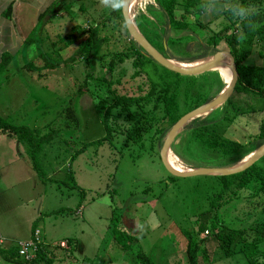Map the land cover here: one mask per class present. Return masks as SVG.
<instances>
[{"label":"rangeland","instance_id":"rangeland-1","mask_svg":"<svg viewBox=\"0 0 264 264\" xmlns=\"http://www.w3.org/2000/svg\"><path fill=\"white\" fill-rule=\"evenodd\" d=\"M52 1L45 0L44 4ZM71 1V6L56 3L49 10L37 36L40 46L25 44L0 78V117L10 124L36 128L40 134L53 131V139L38 155L45 172L43 179L33 170L28 153L24 159L17 155L12 160L7 177L12 189L5 197L11 207L0 212V225L12 239H1L0 243L4 248L13 247L14 241L30 238L32 230L38 228L43 245L58 264H141L137 260L140 252L156 264H187L186 238L181 229H188L199 243L198 264H248V258H263L264 231L257 241L256 227L264 221V154L251 165L240 189L216 210L209 205L219 190L216 175L175 177L160 160L168 131L161 135L164 127L222 91L224 83L215 67L182 75L169 113H165L161 101L152 98L145 102L142 109L147 130L138 137H127L131 126L121 115V131L110 141L84 146L104 135L95 104L107 105L117 94H144L148 79L132 65L131 57L139 46L128 34L123 19L113 14L114 9L106 7L103 0ZM202 2L204 10L197 19L185 16L190 24L201 23L194 31L165 27L156 0L141 1L131 21L165 58L205 62L216 52L229 51L223 40L215 48L208 41L229 23L235 29L242 16L238 14L239 0ZM119 3L121 11L122 0ZM259 7H264V0L245 7L244 15ZM180 14L175 12L176 17ZM88 31L98 39L96 50L92 56L76 57L78 43ZM255 39L247 63L264 66V36ZM155 46H162L163 51ZM39 50L45 55L38 56ZM119 53H124L122 61L114 59L113 69L108 71L110 58ZM49 64L54 66L50 68ZM233 101L242 113L229 124H219L217 131L246 147L256 140L264 110L244 93H233ZM225 105L226 101L196 119L218 120ZM67 107L73 115L66 113ZM187 123L169 150L189 169L231 167L255 150L224 154L204 148L192 138ZM21 144L27 152V145ZM78 150L80 153L75 154ZM15 168L19 172H14ZM72 179L83 195L61 182ZM4 219L10 220V227L3 224ZM202 222L212 225L215 234L210 228H206L207 233L198 231ZM227 229L240 232L229 239L224 235ZM122 231L135 236L127 249L116 240ZM67 239L70 242L66 247L58 245ZM253 240L257 242L250 243ZM0 264L13 263L0 257Z\"/></svg>","mask_w":264,"mask_h":264},{"label":"trees","instance_id":"trees-1","mask_svg":"<svg viewBox=\"0 0 264 264\" xmlns=\"http://www.w3.org/2000/svg\"><path fill=\"white\" fill-rule=\"evenodd\" d=\"M254 1L257 0H239L237 8L244 9ZM56 3L68 7L69 5L71 6L72 1L70 0L69 3H66L63 0H60L59 2L54 0L49 5H46L44 9L38 13L36 23L25 38L24 44L35 43L37 46L38 44L40 46V40L37 36L41 33L42 27L48 20L46 15L51 8L56 6ZM156 3L162 11L165 27L186 31H194L196 28L201 27V23L198 22H194V24L188 23L185 20V16L188 14L197 19V16L204 10L202 0H156ZM177 10L181 12L179 17L175 16ZM112 12L114 15L122 19L119 8H115ZM6 15H9V12L6 13ZM236 23L238 24L235 29L233 23L227 24L222 31L209 39L208 44L212 46V48H215L219 40H223L226 43L228 50L233 57L237 71V81L233 93H244L249 95L260 104V110H264V66L247 63V59L250 57L254 47L255 38L260 39L264 36V7H259L248 12L246 15L239 18ZM97 42L98 39L94 33L88 31L85 38L78 43V50L75 54L76 57L80 58L84 54L92 56L96 50ZM198 46L201 45L199 44ZM157 49L161 52L163 51L162 46H159ZM37 55H45V53L40 52L39 50L37 51ZM123 55L124 53H119L115 55V57L110 58L107 65L108 71H112L115 60L122 61ZM146 58L147 57L142 49L137 47L136 53L131 57V60L132 65L136 67L138 74L143 73L147 76V91L144 92V94H142L143 92L141 91L137 95L114 94L115 96L109 104L104 105L100 102L96 103L95 109L103 125L104 135L95 141L85 143L84 146L97 144L100 141H110L116 132L119 133L121 131V125L118 124L121 115L125 117L124 120L126 122L128 121L131 126V129L126 133L127 137L131 139L138 137L142 131L147 130L145 127L146 115L142 109V105L147 101H151L152 98L154 102L161 101L163 103L165 113L170 112L175 103V91L181 81L182 75L167 70L157 64L151 57ZM10 60L11 55L8 53L2 55L0 60V73L7 68ZM56 64L59 65V63ZM48 66L52 68L54 64H49ZM27 68L31 69L29 65H27ZM107 83L108 86H110L109 82ZM233 93L227 99L225 105L226 108H224L222 115L218 120L195 118L187 123L189 124L187 128L190 129L192 138L204 148L216 150L224 154H239L245 150V148H248V151L246 152L248 153L264 143V120L259 124L256 140L250 142L246 147L238 141L230 140L218 133L217 126L219 124H229L232 118H235L242 113L241 107L233 101ZM66 113L73 115L71 107H67ZM172 123L173 122H169V124L164 127L161 135L169 129ZM0 131L9 136H15L19 142L27 145V153L32 168L36 174L43 179L45 177V172L41 167L38 155L43 145L48 144L53 139V131L40 134L36 128H31L26 125L10 124L4 121L1 117ZM78 153H80L79 150L75 154ZM251 168L252 166L232 175L214 176L219 184V190L214 193L210 199V209L216 210L224 204V202L228 201V199H230V197L244 184V178L247 177ZM61 182L67 187L78 189L80 194L83 195V190L78 187L73 179L70 181L63 180ZM262 212H264V207ZM206 228H210L211 234H215L212 225L208 226L206 222H202L198 225V231L200 232L204 230L208 231ZM221 229H226V227L222 226ZM181 230L186 238V262L187 264H198V251L200 247L196 240V235L193 231L188 229ZM263 231L264 221L256 227V232L259 236L256 237L257 241L262 239L261 236H263ZM224 232V235L229 239H232L234 236L233 234L239 233L240 230L227 229ZM224 238L225 237H222V239ZM116 240L123 249H127L129 244L135 241V237L122 231L117 233ZM66 241L70 242L68 239ZM257 241L253 240L250 241V243H255ZM244 248L245 245H243L242 250H244ZM0 257L6 262L13 264H58L54 261V257L50 255L45 245L39 247L35 259L26 261L17 255V251L13 247L4 248L0 244ZM137 260L141 264H156L146 254L141 252L137 254ZM248 264H264V257L248 258Z\"/></svg>","mask_w":264,"mask_h":264},{"label":"water","instance_id":"water-1","mask_svg":"<svg viewBox=\"0 0 264 264\" xmlns=\"http://www.w3.org/2000/svg\"><path fill=\"white\" fill-rule=\"evenodd\" d=\"M129 3L130 0H122L121 3V14L122 19L125 24V28L130 35V37L137 43V45L145 51L157 64L166 68L169 71L178 73L180 75H194L201 73L203 71L209 70L220 62V55L225 54L229 58V67L231 70V82L229 85L222 90L215 98H213L208 103L196 107L189 112L183 114L178 120H176L171 127L168 129L164 141L161 145L159 156L164 168L168 171L169 174L175 177H189V176H203V175H232L244 171L255 163L263 154H264V143L258 146L254 151L248 154V157L240 164H235L231 167H198L190 169L187 172H178L172 169L166 159L165 155L169 150V147L177 135V133L184 127V125L190 120L199 117L203 114H207L218 106L222 105L232 94L236 81H237V71L234 65V60L229 51L216 52L213 57L201 65L196 67H180L170 62L169 59L165 58L161 53H159L150 42L139 32L137 27L131 21L129 17Z\"/></svg>","mask_w":264,"mask_h":264},{"label":"crops","instance_id":"crops-1","mask_svg":"<svg viewBox=\"0 0 264 264\" xmlns=\"http://www.w3.org/2000/svg\"><path fill=\"white\" fill-rule=\"evenodd\" d=\"M44 2L45 0H0V60L5 53L11 55L12 60L25 46L24 40L35 25L38 13L47 5ZM8 12L9 15H6ZM7 68L0 73V78L5 76ZM17 155L21 156L19 157L21 159L28 156L25 146L15 136H9L0 131V212H6L11 207L10 199H5L7 192L12 189L7 177L11 174L12 160ZM13 171L19 172V168H15ZM24 180L28 181V179ZM6 223H8L7 227L11 226L9 219L3 220L5 226ZM6 232L0 225V240L12 239ZM0 244L4 247L2 243Z\"/></svg>","mask_w":264,"mask_h":264},{"label":"bare ground","instance_id":"bare-ground-1","mask_svg":"<svg viewBox=\"0 0 264 264\" xmlns=\"http://www.w3.org/2000/svg\"><path fill=\"white\" fill-rule=\"evenodd\" d=\"M141 1H143V0H130L128 13H129V17H130L131 20H132L131 16H133L134 12L139 7ZM170 62L175 64V65H177V66L188 67V68L196 67V66H199V65H201L203 63L202 61H195V62L186 63V62H180V61L176 62V61H173V60H170ZM215 68H216L217 72L219 73V75L221 76V78L223 80L224 86H223L222 90H224L229 85V83L231 82V77H232L231 70H230V67H229V58L225 54H221L220 55V62H219L218 65L215 66ZM247 157H248V155L243 157L236 164L242 163L243 161H245V159ZM165 159H166L168 165L172 169H174V170H176L178 172H187V171L190 170L189 168L184 166L183 163L179 160L180 158L178 159L170 150L167 151V153L165 155Z\"/></svg>","mask_w":264,"mask_h":264},{"label":"built area","instance_id":"built-area-1","mask_svg":"<svg viewBox=\"0 0 264 264\" xmlns=\"http://www.w3.org/2000/svg\"><path fill=\"white\" fill-rule=\"evenodd\" d=\"M205 233H207V231H205ZM66 242L67 241L62 240L58 245L66 247ZM41 245H43L42 233L40 229L35 228L32 230L30 238L14 241L13 248L17 251V255L21 259L28 261L36 258L37 250Z\"/></svg>","mask_w":264,"mask_h":264},{"label":"clouds","instance_id":"clouds-1","mask_svg":"<svg viewBox=\"0 0 264 264\" xmlns=\"http://www.w3.org/2000/svg\"><path fill=\"white\" fill-rule=\"evenodd\" d=\"M103 3L105 4L106 7H110V8H118L120 7V3H119V0H103ZM246 12V9H239L238 10V14L243 16Z\"/></svg>","mask_w":264,"mask_h":264}]
</instances>
